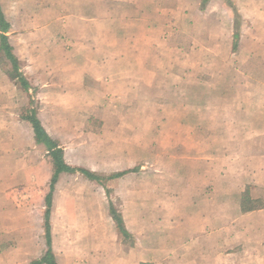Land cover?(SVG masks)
I'll return each mask as SVG.
<instances>
[{
	"label": "crops",
	"instance_id": "obj_1",
	"mask_svg": "<svg viewBox=\"0 0 264 264\" xmlns=\"http://www.w3.org/2000/svg\"><path fill=\"white\" fill-rule=\"evenodd\" d=\"M165 2L0 0V244L5 242L0 259L39 256L45 240L49 251L48 223L57 264L60 247L71 252L68 247L79 239L96 245L102 238H120L113 254L124 260L120 255L126 251L135 256L140 250L134 231L144 228L146 215L151 237L161 229L163 215L167 223L169 215L179 213L174 194L188 198L183 210H202L209 226L221 188L235 197L255 184L264 194V176L243 179L231 173L238 164L233 157L223 160L230 173L222 177L220 151L222 135L264 133L252 126L263 115L245 111L240 115L248 119L241 122L245 125L222 127L210 123L207 111L190 127L174 125L173 111L141 109L142 96L156 101V86L169 68L150 53L157 36L173 35L167 12L158 8ZM32 117L61 152L65 170L57 172L53 150L38 136ZM161 117L165 121L156 120ZM190 140L196 147L184 148ZM146 159L152 170L148 181L142 175ZM239 163L249 171L257 162L241 158ZM112 208L129 239L119 232ZM148 248L150 254V243Z\"/></svg>",
	"mask_w": 264,
	"mask_h": 264
},
{
	"label": "rangeland",
	"instance_id": "obj_2",
	"mask_svg": "<svg viewBox=\"0 0 264 264\" xmlns=\"http://www.w3.org/2000/svg\"><path fill=\"white\" fill-rule=\"evenodd\" d=\"M158 8L167 12L173 35L168 39L157 36L154 40L157 47L154 50L152 43L150 53L155 55L157 63H167L169 68L166 69L167 76L162 73L164 82L156 86V101L150 102L142 96L141 109L150 107L158 111H173L176 115L174 125L183 123L190 127L199 125L204 119L202 114L207 111L211 112L208 115L211 124L222 127L245 125L241 122L248 119L240 115L252 111L263 115V121L253 120L252 126L264 129V0H209L205 5L204 0H166L159 3ZM236 20H239L240 27L235 26ZM235 33L240 35L237 39L234 38ZM143 53L146 52L141 55ZM203 96L209 99L203 102ZM213 112H220L221 116L212 117ZM163 118L156 120L163 122ZM222 138V177L230 173L229 166L223 161L230 157L238 163L231 167L236 170L231 172L236 178L264 176V133L225 134ZM188 142L184 148L196 147L194 141ZM232 142L236 144L230 145ZM259 145L262 146L260 150L254 149ZM241 158L255 159L257 163L247 171L245 165L239 163ZM145 162L142 175L148 181L152 170L149 161L146 159ZM221 182L222 185L228 184L226 180ZM221 190L211 226L202 210L198 214L183 210L188 198L181 199L180 195L174 194L173 203H176L179 213L173 217L169 215L167 223L163 215L157 235H148V215L144 218V228L134 231L135 242L139 240L137 255L126 251L120 255L124 260L117 259L113 252L118 249L116 242L120 244V238L119 241L102 238L96 245L79 239L73 241V248L68 247L73 250L71 252L65 251V246L60 247L58 263L264 264V194L255 184H250L235 197L227 196L223 188ZM128 198L132 197L127 196L123 200H126L127 216L131 218L132 205ZM115 200L120 206L121 200ZM143 200L149 201L142 195ZM201 217L204 219L202 224L189 220ZM2 245L5 242H1L0 248ZM44 245V252L39 256L28 255L20 260L12 255L8 260L0 259V264H32L48 252L46 240ZM80 249L83 253H76ZM74 257L78 260L74 261Z\"/></svg>",
	"mask_w": 264,
	"mask_h": 264
},
{
	"label": "trees",
	"instance_id": "obj_3",
	"mask_svg": "<svg viewBox=\"0 0 264 264\" xmlns=\"http://www.w3.org/2000/svg\"><path fill=\"white\" fill-rule=\"evenodd\" d=\"M2 16L3 15H2V13L0 11V20H1ZM236 18H237V16H236ZM235 26L236 27H240L239 20H236L235 21ZM239 36L240 35H238V33H235L234 38L237 39ZM30 121L32 122V124L36 128V130L38 132V136L42 137L41 139H43V141L49 146V149L50 150H53L52 151V155H53V158L55 159L57 172H60L62 170H65L66 167L63 164L61 152L59 150L58 151H55L54 150V144H53V142L50 140V138L48 137V135L41 128L40 123L38 122V120L35 117H32ZM67 169H70V168H67ZM71 170H73V169H71ZM82 172L84 174H86V176H88L90 179H94V180H97V181H102L100 177H98L97 175H95V174H93L91 172H88L86 170H82ZM121 175L122 174L116 175V177H119ZM53 181L55 182L56 181V178H54ZM48 202L50 203V199L48 200ZM250 210H253V209H250ZM48 214H49V212L46 215L47 218H48ZM112 215H113V217H114V219H115V221H116V223L118 225L119 232L126 239H129L130 235L128 234V232L124 228L123 220H122L120 214H118V212L114 208L112 209ZM46 226H47V228H46V235H47V240H48L49 251L46 253V255L43 258H41L38 261H35L33 264H57L56 261H55V258L53 256V254H52L51 248H50L51 247V238H50V228H49L48 223H47Z\"/></svg>",
	"mask_w": 264,
	"mask_h": 264
}]
</instances>
